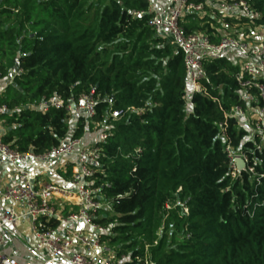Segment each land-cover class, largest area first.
Wrapping results in <instances>:
<instances>
[{
  "label": "trees",
  "instance_id": "obj_1",
  "mask_svg": "<svg viewBox=\"0 0 264 264\" xmlns=\"http://www.w3.org/2000/svg\"><path fill=\"white\" fill-rule=\"evenodd\" d=\"M246 1L264 26V0ZM153 15L149 0H0L5 141L41 154L83 137L84 116L73 129L66 104L93 91L94 121L110 132L95 175L104 241L142 264H264V149L225 116L245 106L239 65L207 61L188 94L183 52L156 35ZM182 25L212 38L223 29L197 13ZM55 96L63 107H31ZM227 146L248 155L246 168L232 169Z\"/></svg>",
  "mask_w": 264,
  "mask_h": 264
},
{
  "label": "built area",
  "instance_id": "obj_2",
  "mask_svg": "<svg viewBox=\"0 0 264 264\" xmlns=\"http://www.w3.org/2000/svg\"><path fill=\"white\" fill-rule=\"evenodd\" d=\"M153 1L149 0L151 10ZM171 3L167 15L152 10L154 15L149 25L156 35L168 38L182 50L191 86L197 87L205 77L207 61L229 57L239 65L235 78L244 92L245 106L235 105L225 116L239 121L251 119L254 137L258 139L255 149L261 151L264 149V26L254 22L257 15L246 0H171ZM194 13L201 17L210 15L217 23L221 22L223 29L212 26L218 32L214 33L215 39L199 31L186 33L182 21ZM226 18L240 26L248 24L251 27L231 32L224 27ZM64 105L63 99L55 96L44 98L31 107L47 112L52 107ZM95 106L93 91L83 94L78 101L70 99L66 104L72 115L71 121L74 117L77 120L80 115L84 116L87 122L85 132L92 130L97 133L94 143L85 145L83 137L69 138L41 154L21 152L12 147L5 141L6 131L0 123V156L14 167L16 177L13 185L0 187V196L21 206L19 209L12 205L0 215V264H19L15 257L3 251V247L10 229L24 217L30 220L37 241L36 250L47 252V260L43 264H55L64 257H67V264H118L117 250L104 241L108 228L96 222L101 210L107 208L95 175L100 171V162L105 156L100 144L108 139L110 132L108 126L94 121ZM6 111L7 106L0 104V116ZM112 116L118 117L119 112L114 111ZM220 127L224 129L223 124ZM226 151L234 171L238 169L236 158H242L244 168L247 167L248 155L236 153L230 146ZM27 161L37 162L38 168L65 161L64 166L70 167L68 184L64 186L38 179L36 169L20 165ZM249 170L253 168L249 167ZM52 222L56 225L51 226ZM123 264L142 263L141 259H126ZM143 264L151 263L146 260Z\"/></svg>",
  "mask_w": 264,
  "mask_h": 264
},
{
  "label": "crops",
  "instance_id": "obj_3",
  "mask_svg": "<svg viewBox=\"0 0 264 264\" xmlns=\"http://www.w3.org/2000/svg\"><path fill=\"white\" fill-rule=\"evenodd\" d=\"M171 0H154L152 4V10L163 15H167L171 8ZM221 23V22H218ZM224 27L231 30V32H237L240 29L249 28L248 24H237L235 22L227 23ZM11 84L10 77H0V97L5 96L8 91V86ZM197 87L189 86L191 92L195 91ZM198 89V88H197ZM190 92V91H189ZM72 120V126H75L76 117ZM4 117H0V123L3 126ZM97 140V133L92 130H87L83 135V143L89 145ZM65 162V161H64ZM63 161L52 162L46 168H38V163L35 161H27L21 166L36 169V177L46 182H54L60 185L66 186L69 181L70 167L64 166ZM16 181L14 167L5 159L0 156V187H6L13 185ZM15 205L19 209L21 206L17 203H12L4 200L0 196V215L10 206ZM36 238L31 230L30 220L26 217L22 218L14 227L10 229L7 236L6 243L3 247V251L15 257L19 264H43L47 260L46 251L36 250ZM55 264H67V257L61 259V261Z\"/></svg>",
  "mask_w": 264,
  "mask_h": 264
},
{
  "label": "rangeland",
  "instance_id": "obj_4",
  "mask_svg": "<svg viewBox=\"0 0 264 264\" xmlns=\"http://www.w3.org/2000/svg\"><path fill=\"white\" fill-rule=\"evenodd\" d=\"M199 87L200 85L198 84L197 88ZM189 91L191 92V90ZM189 91H188V94H189ZM188 107L190 108L191 106L188 105ZM251 121H252L251 119L245 118L244 120H241L239 122V126L248 131V137H250L253 134V129H254L253 126L251 125L252 123ZM106 207L109 208V206L107 205ZM112 247L116 249L115 245H112ZM126 259H130V252H124L123 255H119L118 264H123V260H126Z\"/></svg>",
  "mask_w": 264,
  "mask_h": 264
},
{
  "label": "water",
  "instance_id": "obj_5",
  "mask_svg": "<svg viewBox=\"0 0 264 264\" xmlns=\"http://www.w3.org/2000/svg\"><path fill=\"white\" fill-rule=\"evenodd\" d=\"M236 162H237L238 170L239 171L243 170L245 167V162L243 161V159L242 158H236Z\"/></svg>",
  "mask_w": 264,
  "mask_h": 264
}]
</instances>
